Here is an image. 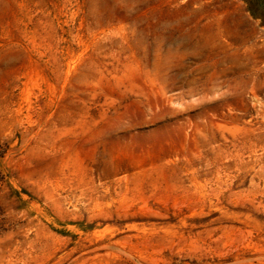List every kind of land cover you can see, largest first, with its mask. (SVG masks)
<instances>
[{
	"label": "rangeland",
	"instance_id": "obj_1",
	"mask_svg": "<svg viewBox=\"0 0 264 264\" xmlns=\"http://www.w3.org/2000/svg\"><path fill=\"white\" fill-rule=\"evenodd\" d=\"M0 264H264V0H0Z\"/></svg>",
	"mask_w": 264,
	"mask_h": 264
}]
</instances>
